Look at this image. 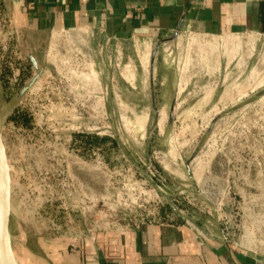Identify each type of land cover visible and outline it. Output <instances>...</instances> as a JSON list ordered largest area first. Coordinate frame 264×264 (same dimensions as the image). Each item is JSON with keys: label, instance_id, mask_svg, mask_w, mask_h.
<instances>
[{"label": "rangeland", "instance_id": "1", "mask_svg": "<svg viewBox=\"0 0 264 264\" xmlns=\"http://www.w3.org/2000/svg\"><path fill=\"white\" fill-rule=\"evenodd\" d=\"M96 39L58 32L32 46L0 0V131L19 264L42 239L148 221L218 228L264 250V83L251 80L264 69V35L178 32L159 48ZM32 55L52 70L20 96Z\"/></svg>", "mask_w": 264, "mask_h": 264}, {"label": "crops", "instance_id": "2", "mask_svg": "<svg viewBox=\"0 0 264 264\" xmlns=\"http://www.w3.org/2000/svg\"><path fill=\"white\" fill-rule=\"evenodd\" d=\"M5 1L13 27L39 48H46L50 34L62 29H87L97 37L96 48L106 38L144 40L147 47L175 32L264 35V0ZM34 57L39 65L35 70L42 73L30 92L41 89L52 70L49 57L44 66ZM251 80L262 85L264 69ZM39 243L41 252L28 249L30 257L20 264H264V250L225 239L218 228L206 233L186 222L148 221Z\"/></svg>", "mask_w": 264, "mask_h": 264}, {"label": "water", "instance_id": "3", "mask_svg": "<svg viewBox=\"0 0 264 264\" xmlns=\"http://www.w3.org/2000/svg\"><path fill=\"white\" fill-rule=\"evenodd\" d=\"M177 33L178 32H175L172 38H175ZM159 46L160 42L157 45V48H159ZM31 59L35 66L38 67L35 57L31 56ZM40 75L41 72L39 71L27 84L23 86L20 91V96L24 95L35 84ZM11 193V167L0 131V264H19L13 248L10 230Z\"/></svg>", "mask_w": 264, "mask_h": 264}, {"label": "built area", "instance_id": "4", "mask_svg": "<svg viewBox=\"0 0 264 264\" xmlns=\"http://www.w3.org/2000/svg\"><path fill=\"white\" fill-rule=\"evenodd\" d=\"M68 31H71V30H65V29H62L60 31H54L53 33H58V32H68ZM77 32L81 33V32H85V33H89V31L87 29H82V30H78ZM236 34H240V33H236ZM241 34H246V33H241ZM250 34V33H249ZM203 35H208V36H217V35H210V34H203ZM234 35V34H232ZM230 36V35H229ZM219 37V36H218ZM220 37H225V36H220ZM77 53L79 54L78 56V60L80 61V58H81V48L77 46ZM74 95V99L77 100V98L79 97ZM80 99V98H79ZM76 114H80V111L76 110ZM225 239H227V237H224Z\"/></svg>", "mask_w": 264, "mask_h": 264}, {"label": "flooded vegetation", "instance_id": "5", "mask_svg": "<svg viewBox=\"0 0 264 264\" xmlns=\"http://www.w3.org/2000/svg\"><path fill=\"white\" fill-rule=\"evenodd\" d=\"M31 60H32V59H31ZM32 64H33V66H32V67H36L33 61H32ZM36 68H37V70H38V68H39V65H38V67H36ZM40 72H41V71H40ZM37 73H38V72H36V73L34 74V76H35ZM41 73H42V72H41ZM34 76H33V77H34ZM40 76H41V75H40ZM33 77H32V78H33ZM38 79H39V78H38ZM38 79H37V80H38ZM35 83H36V82H35ZM23 86H24V85H23Z\"/></svg>", "mask_w": 264, "mask_h": 264}]
</instances>
